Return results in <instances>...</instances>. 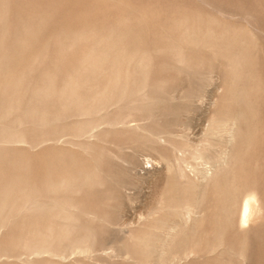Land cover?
<instances>
[{"label": "bare ground", "instance_id": "bare-ground-1", "mask_svg": "<svg viewBox=\"0 0 264 264\" xmlns=\"http://www.w3.org/2000/svg\"><path fill=\"white\" fill-rule=\"evenodd\" d=\"M8 2L0 0V235H9L10 241L0 248V257L19 261L23 255V264H85L92 259L101 235L112 226L109 201L114 199L112 193L108 194L113 191L109 181L112 173L102 168L103 158L93 153V147L108 143L106 139L110 136L126 143L140 136L159 146V136L165 132L156 124L165 119L167 113L154 93L162 90L167 82L151 76L153 53L139 49L122 52L120 41H112L111 33L92 30L62 37L63 44L57 43L52 50L43 46L26 64L9 67L5 63L7 51L12 52L5 44L9 34ZM197 25L199 22L194 21L190 27ZM171 38L172 43L163 49L165 62L179 65L182 72L194 68L189 62V52L194 48L211 50L214 55L227 52L228 61L242 50L233 53L234 47H224V43L222 48H216L217 40L213 38L220 36L210 39L204 35L200 40L187 29L176 32ZM231 99L237 102L233 95ZM241 105L242 102L239 107ZM240 112L233 108L229 113H215L223 116L222 119L216 117L213 125L217 124L212 130L227 127L225 132L229 138L220 146L218 158L206 156L205 146L189 153L193 159L212 158L214 169L206 172L200 183L189 178L180 166L187 157L176 156L171 162L160 155L161 160L166 161L164 171L161 169L164 185L153 197L156 206L146 216L142 231L125 232L123 255L135 259V264H143L140 257L152 254L160 243L162 249H158L163 250L160 253L163 259L160 263V258L157 260L159 264H174L189 256L201 257L218 250L230 253L241 264L247 263V251L241 245L244 238L236 243L233 241L235 244L226 238L229 231L237 230L243 236L253 231L249 222L259 210L257 196H250L245 187L248 181L236 186L232 180L239 177L234 171L240 167L242 158L239 155L247 150L242 146L246 143L240 141L243 135L239 126ZM133 121L141 123L129 126ZM63 137L71 150L91 155L93 166L77 167L73 160L63 162L64 158L61 161L58 156L53 160L56 171H47L36 180L30 179L29 160L18 151L34 152L46 148L47 143L55 146ZM88 137L93 141L86 140ZM165 142L163 145L168 144L173 153H182L187 146L186 141L170 138ZM126 143L118 145L117 151ZM118 183L116 188L120 186ZM236 187L244 188L240 196L235 194L239 191ZM211 195L215 198H208ZM204 225L209 228L203 229ZM13 250L21 254L10 253Z\"/></svg>", "mask_w": 264, "mask_h": 264}, {"label": "rangeland", "instance_id": "rangeland-1", "mask_svg": "<svg viewBox=\"0 0 264 264\" xmlns=\"http://www.w3.org/2000/svg\"><path fill=\"white\" fill-rule=\"evenodd\" d=\"M6 18L9 34L5 44L6 48L8 45V50L12 51L11 53L7 51L5 61L9 67L12 65L21 67L26 64L43 46L52 50L57 43L63 44L62 37H69L82 30H92L102 34L111 33L112 41H120L122 52L129 53L139 49L153 53L151 76L163 78L167 82L162 90L154 93L158 103L162 102L160 105L165 108L164 113H167L166 118L156 124L165 132L159 136V146L140 136L129 143L110 136L106 139L108 143L93 147V153L100 154L103 158L102 168L112 173L109 181L113 191L108 194L112 193L114 199L109 201V205H112L110 221L112 226L101 235V242L92 254V259L85 264H135V259L123 255L124 250L121 247L127 235L125 232L142 231L140 229H143L146 216L156 206L153 197L161 190L165 181L162 171L166 161L161 160L160 155L166 156L171 162L176 156L187 157L186 162L180 163V166L182 165L189 178L200 183L203 180L201 177L214 169L212 158L193 159L189 153L205 146L206 156H215L214 159L220 156V148L229 140L225 132L228 128L221 126L224 134L220 132L222 131L220 128L212 130L217 124L213 125L218 117L215 113H229L233 108H236L238 113L241 111V115L238 114L241 127L239 128L243 134L240 141L242 144L246 143L242 146L243 150L246 148L247 150L239 155V158H242L239 162L240 167L234 171L239 177L232 180L236 186L241 183L244 185L248 181L245 187L249 190L250 196H257L259 210L254 212L249 222L253 231L247 232L246 236L239 235L240 232L237 230L229 231L226 238L232 243L244 238L241 245L247 251L246 264H264V0H9ZM194 21H198L199 25L190 27ZM186 29L200 40L204 39V35L210 39L220 36L213 38L217 40L216 48L228 45L234 47L231 49L233 53L240 51L241 48L240 54L233 58L240 60L228 61L227 52L224 51L216 56L211 50L194 48L189 52V62L195 66L192 70L182 72L179 65L165 62L163 49L171 42V37H174L176 32ZM226 88L228 90H225ZM230 95L237 98L238 104L230 100ZM241 102L243 105L239 107ZM221 113L219 119H222ZM248 113L253 119L247 117ZM242 115L244 116L241 117ZM140 123L133 121L129 126ZM246 134L250 136L246 137ZM168 138L186 141L184 152L173 153L168 144L163 145ZM245 138L249 140L245 142ZM65 140L66 137L61 138L55 146L47 143L46 148L34 152L18 151L22 157L29 160L27 173L30 179L36 180L47 171H56L54 168L57 165L53 166V160L58 156L61 161L62 157L64 158L63 162L73 160L77 167L93 166L91 155L71 150L65 145ZM86 140L92 142L93 138L88 137ZM122 143L126 144L121 146L123 148L118 152V145ZM117 182L120 185L118 188L115 187ZM243 189L241 187L239 191L236 190L235 194L240 196ZM208 198L215 197L211 195ZM202 228L207 229L209 226L204 225ZM9 241L10 236L2 233L0 248L8 245ZM158 248L162 249L160 243L152 254L140 257L143 264L160 263L163 259L161 258L163 250ZM219 251L201 257L189 256L186 260L181 259L174 264H241L230 253ZM11 252L21 254L16 250ZM20 257L19 261L12 257H0V264H23L21 261L23 255Z\"/></svg>", "mask_w": 264, "mask_h": 264}]
</instances>
